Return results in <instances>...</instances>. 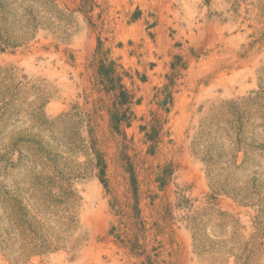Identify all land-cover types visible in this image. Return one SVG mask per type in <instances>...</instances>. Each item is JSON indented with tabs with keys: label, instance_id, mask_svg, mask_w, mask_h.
Wrapping results in <instances>:
<instances>
[{
	"label": "rangeland",
	"instance_id": "obj_1",
	"mask_svg": "<svg viewBox=\"0 0 264 264\" xmlns=\"http://www.w3.org/2000/svg\"><path fill=\"white\" fill-rule=\"evenodd\" d=\"M0 264H264V0H0Z\"/></svg>",
	"mask_w": 264,
	"mask_h": 264
},
{
	"label": "trees",
	"instance_id": "obj_2",
	"mask_svg": "<svg viewBox=\"0 0 264 264\" xmlns=\"http://www.w3.org/2000/svg\"><path fill=\"white\" fill-rule=\"evenodd\" d=\"M100 42L96 47V52L99 53ZM117 64L104 56V53L98 56L97 66H96V85L99 90L103 91L106 94H112V103L110 109H108L109 115V125L113 132L122 135L124 138L126 134L122 129V125L125 124L127 127L130 126V113L129 108L133 102L134 95L129 91L126 86L123 84V74L117 70ZM144 130V128L142 127ZM148 138H151L148 135ZM95 153V164L99 169L98 178L100 182L107 187L105 181V163L102 159V156L97 152ZM128 173L130 177V184L134 193L135 205L137 206L138 197H137V180L134 174L132 167L128 168ZM43 243H45L43 241ZM40 249H45V245H40Z\"/></svg>",
	"mask_w": 264,
	"mask_h": 264
}]
</instances>
